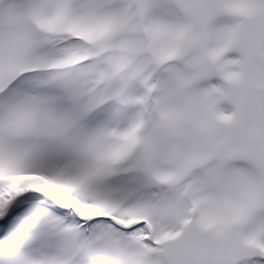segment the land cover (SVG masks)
<instances>
[{"label": "snow or ice", "instance_id": "snow-or-ice-1", "mask_svg": "<svg viewBox=\"0 0 264 264\" xmlns=\"http://www.w3.org/2000/svg\"><path fill=\"white\" fill-rule=\"evenodd\" d=\"M0 264H264V0H0Z\"/></svg>", "mask_w": 264, "mask_h": 264}]
</instances>
